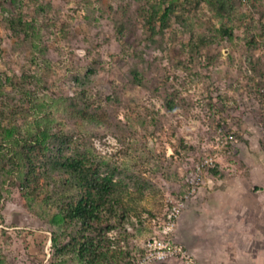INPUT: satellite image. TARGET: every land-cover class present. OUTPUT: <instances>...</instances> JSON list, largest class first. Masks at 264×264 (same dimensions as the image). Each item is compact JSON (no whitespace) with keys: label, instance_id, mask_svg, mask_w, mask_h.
Segmentation results:
<instances>
[{"label":"rangeland","instance_id":"obj_1","mask_svg":"<svg viewBox=\"0 0 264 264\" xmlns=\"http://www.w3.org/2000/svg\"><path fill=\"white\" fill-rule=\"evenodd\" d=\"M57 151L113 175L90 236L117 264L205 156L200 189L263 196L264 0H0V264H87L60 250L79 226L43 174Z\"/></svg>","mask_w":264,"mask_h":264},{"label":"crops","instance_id":"obj_2","mask_svg":"<svg viewBox=\"0 0 264 264\" xmlns=\"http://www.w3.org/2000/svg\"><path fill=\"white\" fill-rule=\"evenodd\" d=\"M216 181L219 188L199 189L186 203L173 240L201 264H264V195Z\"/></svg>","mask_w":264,"mask_h":264},{"label":"trees","instance_id":"obj_3","mask_svg":"<svg viewBox=\"0 0 264 264\" xmlns=\"http://www.w3.org/2000/svg\"><path fill=\"white\" fill-rule=\"evenodd\" d=\"M33 164L26 158L28 176L34 172ZM41 165L45 168L43 174L49 180L48 188L57 191L56 200L65 199L63 203H57L62 221L79 226L76 235L60 250L63 253L75 252L87 264H117L119 251L101 247L100 242L90 236L106 222L105 214L113 208L114 202L111 203L110 197L114 185L113 175L101 173L97 166L86 165L80 153L65 156L57 151L53 155L44 156ZM144 252L145 248L124 264Z\"/></svg>","mask_w":264,"mask_h":264},{"label":"built area","instance_id":"obj_4","mask_svg":"<svg viewBox=\"0 0 264 264\" xmlns=\"http://www.w3.org/2000/svg\"><path fill=\"white\" fill-rule=\"evenodd\" d=\"M215 164L216 155H208L194 165L189 175L185 177L186 190L168 208L160 233L150 238L146 242L145 252L128 264H162L170 259H177L182 264H201L183 245L173 240L172 234L186 203L197 194L204 184L203 173L214 167Z\"/></svg>","mask_w":264,"mask_h":264}]
</instances>
